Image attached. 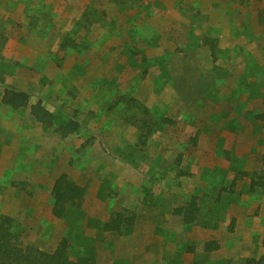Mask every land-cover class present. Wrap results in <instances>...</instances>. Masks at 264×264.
Masks as SVG:
<instances>
[{
    "label": "rangeland",
    "instance_id": "1",
    "mask_svg": "<svg viewBox=\"0 0 264 264\" xmlns=\"http://www.w3.org/2000/svg\"><path fill=\"white\" fill-rule=\"evenodd\" d=\"M2 216L99 264L257 260L264 0H0Z\"/></svg>",
    "mask_w": 264,
    "mask_h": 264
},
{
    "label": "trees",
    "instance_id": "2",
    "mask_svg": "<svg viewBox=\"0 0 264 264\" xmlns=\"http://www.w3.org/2000/svg\"><path fill=\"white\" fill-rule=\"evenodd\" d=\"M44 114L50 116L46 112ZM74 125L72 121H69L61 127L64 129L74 127L76 130ZM72 186L71 183L66 182V179L55 185L52 192L54 196L52 211L58 218L63 217L65 206L73 203L76 198L74 197L76 192L72 190ZM15 223L16 220L11 217H0V264H99L94 258L86 255L71 257V247L65 238L58 240L50 250H41L36 245L25 244ZM262 247L264 249V238ZM250 263L264 264V250L257 260L251 259Z\"/></svg>",
    "mask_w": 264,
    "mask_h": 264
}]
</instances>
